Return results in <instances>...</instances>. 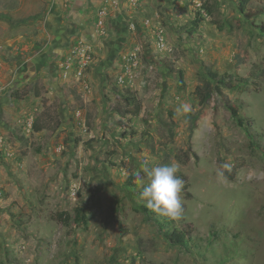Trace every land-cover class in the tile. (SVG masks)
<instances>
[{"label":"rangeland","instance_id":"rangeland-1","mask_svg":"<svg viewBox=\"0 0 264 264\" xmlns=\"http://www.w3.org/2000/svg\"><path fill=\"white\" fill-rule=\"evenodd\" d=\"M263 10L0 0V264H264ZM209 70L249 81L202 107ZM146 161L186 177L187 245L138 209Z\"/></svg>","mask_w":264,"mask_h":264},{"label":"clouds","instance_id":"clouds-1","mask_svg":"<svg viewBox=\"0 0 264 264\" xmlns=\"http://www.w3.org/2000/svg\"><path fill=\"white\" fill-rule=\"evenodd\" d=\"M179 171L177 162L149 167L146 161L143 172L147 176V183L139 181L142 186L140 198L146 202V206L172 219H179L183 212L181 192L184 181L178 175Z\"/></svg>","mask_w":264,"mask_h":264},{"label":"trees","instance_id":"trees-1","mask_svg":"<svg viewBox=\"0 0 264 264\" xmlns=\"http://www.w3.org/2000/svg\"><path fill=\"white\" fill-rule=\"evenodd\" d=\"M208 11L213 12V8H211V6L208 5ZM264 12V10H263ZM259 29L261 30V32L264 34V23L260 24ZM209 74V78L210 81H213L216 83V85L212 88H210L209 90L203 92L200 91V96H201V106H205L212 93L214 91H221V87H232V88H236V87H241L244 86L248 83L249 78H242V77H237L236 80H232L231 78H229V76L227 74H219L218 72H213L211 70H209L208 72ZM208 83H211L209 81H207ZM232 115L235 118V120L237 121V123L240 126H244L245 129L247 131L250 132V121H248L245 116H243V114H241V112L239 111L238 108H232ZM198 117V114L194 116V119H196ZM193 119V121H194ZM40 129V128H38ZM184 181V187H186V177L183 174H178ZM133 178V177H132ZM127 180V186H131V185H135L133 184V182H131V179ZM141 212H143L145 215H147V218H153L155 217L161 224L162 227L167 228L164 232L165 237L174 244H179V245H187L188 241L190 240V238L188 237L187 233L182 231V230H178L176 228L171 229L172 224L174 223V219L169 218L167 216H163L155 211H153L152 209L148 208L145 204H141L138 208ZM68 217V216H67ZM74 220L77 223H82V222H88L90 220V217L87 216L86 212L84 210H78L76 212V216L74 218ZM215 235V234H214Z\"/></svg>","mask_w":264,"mask_h":264},{"label":"crops","instance_id":"crops-1","mask_svg":"<svg viewBox=\"0 0 264 264\" xmlns=\"http://www.w3.org/2000/svg\"><path fill=\"white\" fill-rule=\"evenodd\" d=\"M79 3H80V1H79ZM76 6H78V4H76Z\"/></svg>","mask_w":264,"mask_h":264}]
</instances>
